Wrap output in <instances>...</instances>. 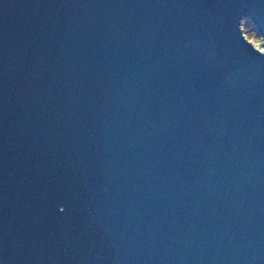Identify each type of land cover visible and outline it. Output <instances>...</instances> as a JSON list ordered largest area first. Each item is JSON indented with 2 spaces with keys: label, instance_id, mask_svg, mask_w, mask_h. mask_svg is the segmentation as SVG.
Listing matches in <instances>:
<instances>
[{
  "label": "water",
  "instance_id": "95a60500",
  "mask_svg": "<svg viewBox=\"0 0 264 264\" xmlns=\"http://www.w3.org/2000/svg\"><path fill=\"white\" fill-rule=\"evenodd\" d=\"M0 264H264V0H0Z\"/></svg>",
  "mask_w": 264,
  "mask_h": 264
},
{
  "label": "rangeland",
  "instance_id": "374dc122",
  "mask_svg": "<svg viewBox=\"0 0 264 264\" xmlns=\"http://www.w3.org/2000/svg\"><path fill=\"white\" fill-rule=\"evenodd\" d=\"M244 25H245V19H242L241 20V28H242V32L245 35V37L247 38V40H249L255 47H257L259 49H263L262 38L257 33V31L254 29L253 25L250 24V25H247V27H245Z\"/></svg>",
  "mask_w": 264,
  "mask_h": 264
},
{
  "label": "trees",
  "instance_id": "16d2710c",
  "mask_svg": "<svg viewBox=\"0 0 264 264\" xmlns=\"http://www.w3.org/2000/svg\"><path fill=\"white\" fill-rule=\"evenodd\" d=\"M250 24H251V23H250L248 20L245 19V25H244V26L247 27V25H250ZM245 27H244V28H245Z\"/></svg>",
  "mask_w": 264,
  "mask_h": 264
}]
</instances>
